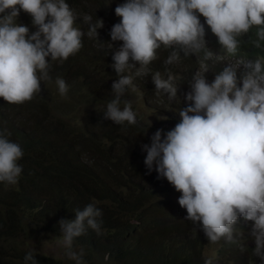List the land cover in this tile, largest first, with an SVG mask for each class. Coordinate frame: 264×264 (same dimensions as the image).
Returning <instances> with one entry per match:
<instances>
[{
	"label": "trees",
	"instance_id": "trees-1",
	"mask_svg": "<svg viewBox=\"0 0 264 264\" xmlns=\"http://www.w3.org/2000/svg\"><path fill=\"white\" fill-rule=\"evenodd\" d=\"M105 1L65 0L76 16L74 27L84 33L81 49L67 60L46 58L50 79L41 80L40 91L30 101L10 104L0 97V129L10 133L7 138L24 153L17 162L22 167L18 182H0V264H26L24 257L29 252L37 264H76L66 255L67 250L62 257L46 253L45 241L62 239L59 221L74 220L75 211L88 204L99 208L102 215L97 218L99 234L87 228L85 234L73 239L72 251L83 253V264H261L252 255L254 237L240 230H234V242L221 239L216 257L205 260L211 242L201 223L185 219L186 209L178 203L181 193L159 177L155 164L150 171L144 163L147 153L143 145H151L153 128L162 132L173 129L180 110L192 103L186 95L195 74L206 79L213 76L228 53L197 13L206 41L199 53L185 57L181 52L171 65L161 57L142 70L130 59L135 67L123 73L133 76V84L121 97V109L124 101H130L135 111L131 88L145 86L150 89L145 98L151 109L159 103L169 105L163 107L165 119L152 123L148 135L146 123L138 116L135 124H115L104 118L107 103L115 96L112 84L118 79L111 67L114 61L109 46L116 52L123 42L112 41L110 31L121 20L115 8L125 0L108 8ZM6 14L7 10L0 15ZM87 17L91 19L83 23ZM99 20L103 27L97 29L96 37H89L90 25ZM15 22L27 26L29 35L37 31L31 15L23 10ZM254 33L241 36L237 53L231 55L248 59L264 56V50L251 43L256 39ZM178 65L184 68L180 72ZM146 67L151 68L147 75ZM162 69L177 88L172 100L157 93L152 81ZM57 78L68 85L64 97L59 94ZM82 108L87 109L85 114L80 113Z\"/></svg>",
	"mask_w": 264,
	"mask_h": 264
},
{
	"label": "clouds",
	"instance_id": "clouds-1",
	"mask_svg": "<svg viewBox=\"0 0 264 264\" xmlns=\"http://www.w3.org/2000/svg\"><path fill=\"white\" fill-rule=\"evenodd\" d=\"M113 1L106 0L104 6L112 7L119 0ZM6 10L0 15V97L21 104L40 91L42 79H50L46 58L67 60L75 55L84 33L74 27L76 16L65 0H0V14ZM21 10L31 15L37 28L31 35L27 26L15 22ZM197 13L228 54L213 76L195 74L186 95L192 103L180 110L179 122L163 139L158 129L151 145H143L144 163L150 171L155 164L159 177L181 193L178 203L186 209L185 219L200 222L209 242H234V230L251 234L252 255L264 264V56H232L240 47V37L253 30L252 45L264 50V0H125L118 5L115 14L121 20L110 36L123 43L116 52L109 46L118 79L112 84L115 96L107 103L104 118L115 124L136 123L131 102L120 107L126 88L133 84V76L123 74L135 67L130 59L142 70L155 59L167 58L164 63L171 65L179 53L196 55L206 46L205 27ZM86 19L91 17L83 23ZM101 27L102 20L90 25L88 36H97ZM233 60L241 61V67L231 66ZM146 70L147 75L151 68ZM164 73L168 74L158 70L152 81L157 93L172 100L177 88L171 76L163 78ZM56 84L59 94L66 96L65 80L57 78ZM8 135L0 129V182L13 185L21 175L17 162L24 153ZM101 215L99 208L88 204L75 211L74 220L59 221L66 255L76 264H83V253L72 251L73 239L87 228L99 234ZM24 259L26 264H37L32 252Z\"/></svg>",
	"mask_w": 264,
	"mask_h": 264
},
{
	"label": "rangeland",
	"instance_id": "rangeland-1",
	"mask_svg": "<svg viewBox=\"0 0 264 264\" xmlns=\"http://www.w3.org/2000/svg\"><path fill=\"white\" fill-rule=\"evenodd\" d=\"M93 37H96V36H93ZM87 56L85 58H87ZM241 63H242L241 61L233 60L230 63V65L237 69L241 67ZM182 69H184L182 65L177 66L178 72H180ZM176 75L177 77H180L179 74H176ZM163 78L168 79V74L164 73ZM238 86H242V83L238 82ZM182 87H184V85ZM131 89H132V92L130 93L131 99L136 106V110L134 112L136 113V116L140 118L141 123L143 124L146 123L145 133L146 135H148L149 131L151 130L152 123H154L155 121H160V120L165 119L164 111L166 110V108H163V107H166L169 105L165 103H159L157 104L159 107L157 106L151 109L147 105L146 98H145V96L150 95V89H148L145 86L143 89H141V87L139 86H136ZM86 112H87V109L85 108H82L80 111V113L82 114H85ZM74 114L79 115V111H76ZM80 118H82V116H80ZM156 131L157 130L153 128V133H155ZM167 131H169V129H164L163 132L161 133L162 139L164 137V133H166ZM220 242L221 240L217 243H210V245L206 248V251H205V260L216 257L217 250L220 246ZM45 245H46L45 247L46 253L56 256V257H62L66 250V248L64 247L62 243V239L60 238L59 239L48 238L45 241Z\"/></svg>",
	"mask_w": 264,
	"mask_h": 264
}]
</instances>
